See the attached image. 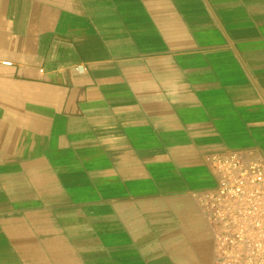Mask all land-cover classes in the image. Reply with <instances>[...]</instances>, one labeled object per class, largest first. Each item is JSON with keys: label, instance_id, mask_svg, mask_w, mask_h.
<instances>
[{"label": "crops", "instance_id": "0c3cea01", "mask_svg": "<svg viewBox=\"0 0 264 264\" xmlns=\"http://www.w3.org/2000/svg\"><path fill=\"white\" fill-rule=\"evenodd\" d=\"M0 264H212V152L264 159V0H0Z\"/></svg>", "mask_w": 264, "mask_h": 264}, {"label": "built area", "instance_id": "2783aa9c", "mask_svg": "<svg viewBox=\"0 0 264 264\" xmlns=\"http://www.w3.org/2000/svg\"><path fill=\"white\" fill-rule=\"evenodd\" d=\"M207 163L214 185L199 204L214 236L212 264H264V159L234 150L212 152Z\"/></svg>", "mask_w": 264, "mask_h": 264}]
</instances>
